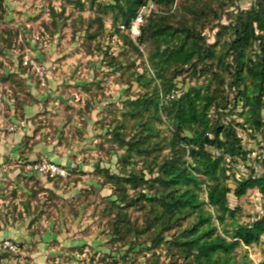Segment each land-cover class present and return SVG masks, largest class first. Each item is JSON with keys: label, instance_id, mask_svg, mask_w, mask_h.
<instances>
[{"label": "trees", "instance_id": "trees-1", "mask_svg": "<svg viewBox=\"0 0 264 264\" xmlns=\"http://www.w3.org/2000/svg\"><path fill=\"white\" fill-rule=\"evenodd\" d=\"M239 1L73 0L81 10L87 3L95 10L87 29L96 28L88 39L105 35L110 15L111 35L147 63L140 71L136 60L127 58L124 65L105 53L129 89L140 88L123 102L105 134L107 155L121 152L118 173L101 166L93 172L102 187L112 189L109 198H101V216L108 218V244L119 247L111 251L120 256L105 264H121L131 254L158 264L160 251L169 257L167 264H254L248 249L264 243V205L261 215L240 222L241 208L230 206L229 195L240 199L256 190L264 199V169L249 162L240 134L260 137L258 146L264 145V0L246 9ZM2 3L0 51L17 38L3 28ZM149 3L157 12L145 18L141 36L121 34L119 26ZM25 74L14 80L26 93L27 100L16 102L23 117L24 107L40 105ZM89 191L82 189L71 205L87 201Z\"/></svg>", "mask_w": 264, "mask_h": 264}, {"label": "rangeland", "instance_id": "rangeland-1", "mask_svg": "<svg viewBox=\"0 0 264 264\" xmlns=\"http://www.w3.org/2000/svg\"><path fill=\"white\" fill-rule=\"evenodd\" d=\"M72 2L73 0H3V28L16 32L17 38L10 47H4L0 51V130L10 131L9 129L14 128L15 131L19 127L24 129L32 121L35 133L33 137L24 138L25 150L35 145L36 135L48 144L55 143V148L60 146L61 149L57 151L67 152L68 148L73 150L78 146L75 155L86 165L85 168L80 170L56 163L43 155L33 158L31 162H24L20 167L21 177L23 182L28 183L36 181V176H42L29 168L41 158L66 168L68 175L64 177L43 176L53 182L55 189L48 206L52 208V216L63 219L67 222L66 225L71 223V218L80 220V227L82 223L87 224L84 230L72 235L73 240L77 241L76 246H53L55 248L53 256L49 257V264H105L111 261L110 256H120L111 251L119 247L111 248L108 244V218L101 216L104 208L101 198H109L112 189L109 185L102 187L101 180L94 178L93 172L101 166L118 173L117 157L121 152L107 155L105 150L109 145L105 134L111 130L110 123L114 115L120 117L123 102L129 96L134 98L140 91L136 85L129 89L128 84L121 79L122 73L109 65L105 53L122 62L127 58L136 60L140 71V66L147 63L142 58L136 59L137 56L127 51L128 47L116 33L111 35L114 29L110 15L106 17L105 35L95 40L88 39L87 33L91 34L96 28L87 29L89 20L95 17V10L88 3L81 10ZM252 2L253 0H240L238 5L246 9ZM120 33L122 34L121 31ZM207 35L210 41L214 40L213 33L207 32ZM28 54L45 67L44 83L24 66L23 58ZM20 72L26 73L24 78H27V74L32 77L30 83H35L39 98L43 100L39 101L40 105L46 106L33 120L23 117L16 109L17 97L27 100L26 93L20 91L18 82L14 81L18 80ZM49 80L53 81L51 85ZM15 90H18L17 93ZM240 134L246 149L258 147L260 137L254 139L241 131ZM240 169L243 174L248 173L247 168L241 166ZM11 183L13 181L6 185L10 186ZM230 186L234 188L232 182ZM82 189L90 190L88 200L71 205L70 202L74 203ZM58 190L63 193L62 197L56 193ZM30 191L32 195H36L44 190L38 185H32ZM8 194H12V190L8 189ZM229 202L232 208H241L240 222H249L255 215H261L264 205V199L256 190H250L240 199L231 193ZM74 207L78 208L76 217L71 215ZM59 211L63 218L59 217L60 213L56 215ZM263 248L264 243L248 249L254 264H261ZM158 254V264L170 261L165 252L160 251ZM129 258L128 261H120L121 264L147 263L143 256L131 254Z\"/></svg>", "mask_w": 264, "mask_h": 264}, {"label": "crops", "instance_id": "crops-1", "mask_svg": "<svg viewBox=\"0 0 264 264\" xmlns=\"http://www.w3.org/2000/svg\"><path fill=\"white\" fill-rule=\"evenodd\" d=\"M51 71V69H50ZM26 84L30 94L38 101L39 90L35 83H30L31 76L27 74ZM53 83L49 80V84ZM45 102V101H44ZM46 108V106L33 104L24 107L23 113L27 119L33 118ZM32 122V121H31ZM29 121L23 129L17 128L15 131L0 130V240L9 238L25 246V251L21 255H0V264H49V257L53 256V246H76L72 238L74 233L82 231L87 226L86 222L80 227L75 218H71V223L66 225V221L54 218L52 208H49L50 196L54 192V184L43 176H36V181H22L23 157L32 161L38 156H46L50 160L65 164L76 169L85 168L86 165L80 162V158L75 154L77 147L67 152L60 146L55 148V143H47L40 140L36 135L37 142L32 146V153L27 152L23 140L25 137H33L35 129ZM7 186V182H12ZM32 185L41 187L44 191L32 195L30 188ZM78 187L81 185L78 184ZM77 187V188H78ZM8 189L12 194H8ZM59 197L63 196L59 190L56 192ZM74 195V194H73ZM71 195V196H73ZM66 197V196H65ZM63 218L61 211L56 212ZM81 216V215H80ZM79 216V219H80ZM69 229V230H68Z\"/></svg>", "mask_w": 264, "mask_h": 264}, {"label": "built area", "instance_id": "built-area-1", "mask_svg": "<svg viewBox=\"0 0 264 264\" xmlns=\"http://www.w3.org/2000/svg\"><path fill=\"white\" fill-rule=\"evenodd\" d=\"M157 12V8L153 3L142 6L135 18L128 24H121L119 30L122 33L129 35L132 39H137L141 36V26L145 22V18L151 13ZM23 64L26 66L39 80L44 83L45 81V67L39 64L31 55L28 54L23 58ZM1 127V125H0ZM14 128L9 129L13 131ZM249 162L255 163L260 169H264V145H260L248 152ZM29 168L42 176L49 177H64L68 175V170L48 159L41 158L40 161L30 165ZM25 251V246L12 239L5 238L0 240V255H21Z\"/></svg>", "mask_w": 264, "mask_h": 264}]
</instances>
